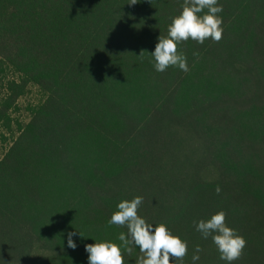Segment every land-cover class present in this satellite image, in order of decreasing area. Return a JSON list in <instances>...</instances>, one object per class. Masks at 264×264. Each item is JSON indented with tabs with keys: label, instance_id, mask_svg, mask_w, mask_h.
<instances>
[{
	"label": "trees",
	"instance_id": "obj_1",
	"mask_svg": "<svg viewBox=\"0 0 264 264\" xmlns=\"http://www.w3.org/2000/svg\"><path fill=\"white\" fill-rule=\"evenodd\" d=\"M129 2L0 0V129L29 86L42 95L0 155V264H88L137 196L187 242L183 264L197 245L196 264H226L194 225L219 211L247 242L233 264H264V0H218L222 39L178 44L189 71L162 73L150 54L183 0Z\"/></svg>",
	"mask_w": 264,
	"mask_h": 264
},
{
	"label": "clouds",
	"instance_id": "obj_2",
	"mask_svg": "<svg viewBox=\"0 0 264 264\" xmlns=\"http://www.w3.org/2000/svg\"><path fill=\"white\" fill-rule=\"evenodd\" d=\"M138 0H130V5H135ZM182 11L172 18L167 27V35H160L155 50L150 54L157 72H164L170 66L178 67L184 72L189 71L187 57L178 52V44L189 39L203 45L210 39L219 42L222 39L223 20L218 14L223 11V6L218 0H183ZM206 10V11H205ZM144 51L140 57L143 59ZM198 55V53H193ZM150 61V62H152ZM216 194H220V187L216 188ZM143 203V197L137 196L132 200H123L117 205L108 225H115L127 229L118 236L120 245L109 241L86 244L88 264H124L122 249L129 255L133 248H138L140 256L136 264H172V261L183 264L184 257L188 253L187 242L171 233L168 227L161 223L153 226L138 215V209ZM196 230L202 238H211L219 253V258L226 264H233L239 260L247 245L243 236L227 226L226 213L219 211L207 220L194 221ZM75 232L68 233L67 245L75 249L76 243L72 237ZM80 234V233H79ZM81 237L82 234H80ZM202 249L197 245L192 256L193 264L199 261V253Z\"/></svg>",
	"mask_w": 264,
	"mask_h": 264
},
{
	"label": "rangeland",
	"instance_id": "obj_3",
	"mask_svg": "<svg viewBox=\"0 0 264 264\" xmlns=\"http://www.w3.org/2000/svg\"><path fill=\"white\" fill-rule=\"evenodd\" d=\"M1 78H3V82L7 80H17V75L11 71H5ZM6 93L5 85L0 86V98H3ZM42 99L41 93L34 87L29 86L25 91V94L17 101V105L14 111L10 113L12 124L10 130H6L1 128L0 129V136L5 134V139H0V155L3 154L9 143H10V136L13 134L16 136L17 134V125H24L27 123L29 118V109L34 107L38 104ZM168 126V125H166Z\"/></svg>",
	"mask_w": 264,
	"mask_h": 264
}]
</instances>
